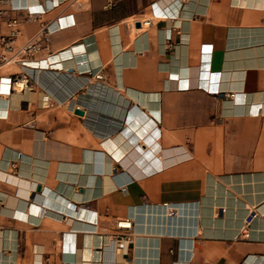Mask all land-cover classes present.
<instances>
[{"label":"crops","instance_id":"crops-1","mask_svg":"<svg viewBox=\"0 0 264 264\" xmlns=\"http://www.w3.org/2000/svg\"><path fill=\"white\" fill-rule=\"evenodd\" d=\"M10 2L14 43L42 47L0 64V264H264V0ZM141 206L188 207L187 230L134 221L120 254L115 221Z\"/></svg>","mask_w":264,"mask_h":264},{"label":"bare ground","instance_id":"bare-ground-1","mask_svg":"<svg viewBox=\"0 0 264 264\" xmlns=\"http://www.w3.org/2000/svg\"><path fill=\"white\" fill-rule=\"evenodd\" d=\"M29 62V61H28ZM15 65L13 63H9L6 66H12ZM4 67V66H3ZM30 87H25L24 85V81L23 80H18L17 81V85H15L14 88H12V90L15 91V93H20L22 90H28ZM43 100H47L46 102ZM40 103L41 105L44 107L47 103H49V97L48 95L45 94H41L40 95ZM132 112V111H131ZM134 112V111H133ZM144 113V112H143ZM132 114V113H131ZM131 116V115H130ZM140 117L143 118V116L139 115ZM141 118V119H142ZM135 119V118H134ZM133 120V119H132ZM140 120V119H139ZM145 120V119H144ZM149 120H151L149 118ZM137 122V121H136ZM146 122V121H145ZM152 122V120H151ZM150 123V122H149ZM154 123V122H153ZM137 124V123H136ZM131 125V124H130ZM153 124L150 123V126ZM134 126V125H133ZM150 127V128H152ZM155 128V127H154ZM139 129V128H138ZM149 130V129H148ZM126 131V130H125ZM136 131V130H135ZM129 132V131H128ZM127 132V134H128ZM141 132V131H140ZM124 133V132H123ZM133 133V132H132ZM149 133V132H148ZM151 133V132H150ZM149 133V134H150ZM139 134V133H138ZM142 134V133H141ZM143 135V134H142ZM147 135V134H146ZM125 136V134H124ZM151 136V135H150ZM149 136V137H150ZM131 137V136H130ZM129 137V139H130ZM137 138V137H136ZM154 138V136H153ZM151 140V139H150ZM150 140H147L148 144H150ZM133 143V140H131ZM130 141V142H131ZM138 141V140H136ZM135 141V142H136ZM146 141V140H145ZM128 140L126 141L127 144L122 143V147L127 149V148H131V152H136V154L140 157L141 162H145L148 161V163H151L153 160L156 161L157 163H159L161 165V167L163 166V157L165 156V154H170L168 151L163 152V155L161 153H159V144H150L148 146L147 142H140V144L136 143L137 146H134V144L132 145ZM154 142V141H153ZM107 147L109 148V150H112V148H115L116 143H114L112 141V139H109V142L106 144ZM134 146V147H133ZM173 153L178 152L177 154L170 156L169 161L171 160H177V159H181V158H185L188 157L190 154L189 152H187L183 147H180L178 149H176V151H171ZM125 158H127V156H124ZM123 157V158H124ZM135 160V159H134ZM136 164V163H135ZM149 207V206H148ZM144 207L139 208L138 210L135 211L134 213V220L132 221V219L130 218H125L120 220V225L122 226H131V230L133 231V222H136V230H138L139 232H147L149 234L154 233V232H172L169 229H163L164 227H162L163 223H168L170 224H174V225H179L182 226L181 228H184L185 230H187V226H188V221L191 218V211L188 207H184L182 208V206H174V208L176 209V212L174 213V215H170L168 212V208L166 210H159V208H153L152 207ZM38 208V207H37ZM40 209V208H39ZM38 210V209H37ZM256 213L259 216H262L264 214V204L263 206H261L260 210L257 211L255 209ZM37 212V211H35ZM39 212V211H38ZM163 213H165V215H163ZM41 214V212H40ZM38 215V214H37ZM39 219V218H38ZM165 226V225H164ZM172 226V225H171ZM91 227V226H90ZM89 227V228H90ZM163 229V230H162ZM146 233V234H147ZM130 239H132L135 243V238L133 236L130 237ZM137 240V239H136ZM139 240V238H138ZM137 240V245L139 246H146V244H144L145 242H147V240L140 238V243ZM116 247L119 249V253L121 254L123 251L126 250V245L128 243V239L125 238H121L119 240H116ZM136 245V244H135ZM116 248V249H117ZM144 249V248H143ZM140 250V249H139ZM138 250V251H139ZM137 251V250H136ZM145 253V252H144ZM139 254V253H138ZM137 256V255H136ZM145 256V255H144ZM147 256V255H146ZM153 257V256H152ZM139 259V258H138ZM141 259V258H140ZM137 260V259H136ZM138 261V260H137ZM152 262V261H151ZM144 263V262H143ZM152 264V263H151ZM155 264V263H154Z\"/></svg>","mask_w":264,"mask_h":264},{"label":"built area","instance_id":"built-area-1","mask_svg":"<svg viewBox=\"0 0 264 264\" xmlns=\"http://www.w3.org/2000/svg\"><path fill=\"white\" fill-rule=\"evenodd\" d=\"M5 4H9V7L11 9H14L15 6H13L12 2L7 0H0V64L1 65H7L9 63H19L21 66L26 67V63L29 61L28 56L32 53L38 51L41 49V42L39 39H34L26 42L25 44L21 46H17L14 43V39L18 33V29L16 27L17 19L16 18H5ZM71 15H61L58 16L52 23L43 25L40 29V34L48 35L51 33V27L52 24H55V28L53 29H60L65 26H68L71 24L70 21L67 19ZM149 22V20H147ZM2 28L5 29V31H2ZM18 80H23L25 87H30V81L29 76L26 72L19 71L17 74L13 75V78L11 80V87L14 88L15 85H17ZM47 101V100H43ZM51 103H47L44 107H49ZM249 221L252 219L251 215H249ZM115 230L116 234L114 235V239H120L121 237L128 236L127 233H122V230H131V226H122L120 225V219H117L115 221ZM125 234V235H124ZM130 243V241H129Z\"/></svg>","mask_w":264,"mask_h":264},{"label":"rangeland","instance_id":"rangeland-1","mask_svg":"<svg viewBox=\"0 0 264 264\" xmlns=\"http://www.w3.org/2000/svg\"><path fill=\"white\" fill-rule=\"evenodd\" d=\"M16 68H17V67L14 66V65H12V66H6V65H5V66L3 67L4 70H6V69L16 70ZM11 88H12V87H11ZM252 205L254 206L255 204H252ZM252 209H253V208H252ZM248 214L251 215V217H253V218L255 219L256 216H255L254 210H249V211H248ZM249 218H250V216H248V217L246 218L247 223L250 222V221H249Z\"/></svg>","mask_w":264,"mask_h":264},{"label":"water","instance_id":"water-1","mask_svg":"<svg viewBox=\"0 0 264 264\" xmlns=\"http://www.w3.org/2000/svg\"><path fill=\"white\" fill-rule=\"evenodd\" d=\"M137 25H139V24H137ZM75 113H76V114H79V115H83V111L80 110V109H76V110H75Z\"/></svg>","mask_w":264,"mask_h":264}]
</instances>
